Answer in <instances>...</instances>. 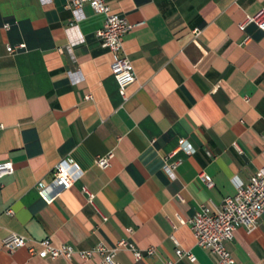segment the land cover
Here are the masks:
<instances>
[{
    "label": "crops",
    "instance_id": "obj_1",
    "mask_svg": "<svg viewBox=\"0 0 264 264\" xmlns=\"http://www.w3.org/2000/svg\"><path fill=\"white\" fill-rule=\"evenodd\" d=\"M69 2L0 0V162L14 165L0 178V264L100 262L31 254L45 238L77 251L155 248L140 261L118 250L119 264H216L188 220L264 167V32L240 27L264 0H106L135 26L123 37L136 74L126 100L97 36L105 16L85 6L76 20ZM109 153V167L96 165ZM62 160L83 174L49 204L38 187ZM166 164H177L174 178ZM10 234L26 246L7 250ZM227 247L235 264H264V214Z\"/></svg>",
    "mask_w": 264,
    "mask_h": 264
},
{
    "label": "built area",
    "instance_id": "obj_2",
    "mask_svg": "<svg viewBox=\"0 0 264 264\" xmlns=\"http://www.w3.org/2000/svg\"><path fill=\"white\" fill-rule=\"evenodd\" d=\"M85 6L90 7L93 13L105 16L104 25L97 32V36L102 46L108 48L114 56L110 65L111 72L118 83L120 95L126 100V88L136 81V74L130 58L124 52L123 37L135 26L130 24L125 17L112 12L106 0H70L68 5L76 20L85 18L83 11ZM247 24H255L264 32V8L253 16H247L240 27L244 29ZM5 27L8 28V25ZM8 51L14 53L16 48L9 47ZM179 148L186 150L188 154L193 153V150L186 145L184 139L180 140ZM113 157V153L99 156L95 160L96 165L105 169L110 166ZM176 166L177 164H166L164 166V170L171 178L175 177ZM13 173L14 165L12 162H0V178ZM82 174L73 162L62 160L55 166L52 179L40 182L39 194L46 203L50 204L59 198L63 192L70 189ZM202 178L205 180L204 176ZM205 181L209 187L213 186L211 180ZM83 192L86 194L88 202L93 205L95 194L86 186L83 188ZM8 213L11 215L12 211ZM263 214L264 167L252 175L247 184H240L236 194L225 198L220 207L201 206L188 220V224L196 237L197 244L217 256L216 264H235L227 243L234 238L236 230L240 227H244L249 232L255 230ZM26 244L27 240L17 234H10L3 240L4 247L9 251L24 247ZM39 245L41 249L38 252H35L34 248H30V253L36 254L40 258L56 259L62 257L71 260L77 255L83 260H89L94 256H99V264H119L116 262L115 256L117 251L121 249L130 250L136 261L150 259L156 252L153 247L139 250L133 244L124 240L119 242L115 248H108L105 244L99 243L90 250L79 251L66 244L54 245L49 238L39 241ZM176 255L178 258L187 257L191 262L196 261L193 254L182 249H177ZM165 264H174V261Z\"/></svg>",
    "mask_w": 264,
    "mask_h": 264
}]
</instances>
